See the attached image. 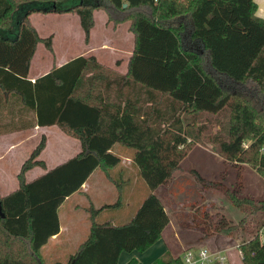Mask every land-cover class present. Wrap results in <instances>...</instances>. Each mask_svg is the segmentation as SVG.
Returning a JSON list of instances; mask_svg holds the SVG:
<instances>
[{"label": "trees", "instance_id": "obj_1", "mask_svg": "<svg viewBox=\"0 0 264 264\" xmlns=\"http://www.w3.org/2000/svg\"><path fill=\"white\" fill-rule=\"evenodd\" d=\"M28 4L39 6L17 17ZM98 10L115 26L131 23L127 75L91 56L29 80L37 45H53L30 16L75 13L88 42ZM256 13L255 0H0V93L9 107L21 104L7 132L58 126L82 145L76 157L26 182L31 169H46L42 136L18 175L19 189L0 196V264H47L41 252L60 233V208L95 170L109 173L121 164L116 144L134 151L150 192L122 226L98 221L111 206L90 208V236L68 264H119L123 252L144 253L161 240L171 218L157 192L195 145L264 174V19ZM211 127L217 131L204 136ZM192 173L208 189L224 187L244 215L238 223L219 219L201 239L243 231L249 236L239 245L242 264H264V200ZM211 215L199 223L209 226ZM156 264H182V257L167 253Z\"/></svg>", "mask_w": 264, "mask_h": 264}, {"label": "crops", "instance_id": "obj_2", "mask_svg": "<svg viewBox=\"0 0 264 264\" xmlns=\"http://www.w3.org/2000/svg\"><path fill=\"white\" fill-rule=\"evenodd\" d=\"M255 2L257 4L256 15L264 19V0H255ZM101 13H104L102 14L103 23L102 26L98 28L97 16ZM71 14L76 15L79 21V27H76V33L78 34V38L80 37V43H82L79 52H73V55L68 54L66 56L65 53L61 52V50H58L57 48L56 40L58 35L56 33L51 34L50 36H53L52 51L48 50L44 43H39L37 45L36 51L31 60L29 80L34 82L37 78L51 72L55 67H62L78 57L89 58L91 56H94L98 63L105 68H108L122 76L127 75L130 59L135 48V37L130 31L131 23L125 22L115 26L113 22L109 21L108 15L105 11H95V25L90 32V38L87 42L85 32L80 25L78 15L75 13ZM33 15L34 14L30 16L32 26L37 30L40 38L46 39L47 37H42L39 28L33 23ZM125 28L127 29L125 30ZM119 33H122L123 37H121L120 40H117ZM125 37L130 39V45L128 46L126 45ZM19 108H21V104L16 103L9 107L5 96L0 93L1 197H5L19 189L20 184L18 175L23 164L29 159L33 151L39 145L42 136L46 137V147L42 151L39 159L45 162L46 169L39 166L31 169L26 173V182H31L43 176L48 171L64 164L82 152L81 142L78 139L67 135L58 126H37L35 128H29L21 131L7 132L10 131L8 128L13 125L11 123L12 119H14L15 112ZM48 130H55L57 132V138L56 141H54L55 144L53 153L50 156L47 155L49 154L51 148L50 137L47 133ZM192 151H202L207 153L212 158L223 161V163H225V167H227V162L223 158L218 157V155L217 158L214 157V154L208 149L196 147ZM112 152L121 158V164L109 171V173L101 168L95 170L87 182L82 186V189L78 193L67 198L65 203L60 208V233L52 237L48 244L42 248L41 252L43 259L46 257V260L50 261L51 264L60 263L59 261L62 260H65L66 264H68L71 257L78 251L81 245L88 240L92 226L89 213L90 208L94 207L96 209H100L105 206H111L101 212L98 221L102 223L111 222L116 226H122L128 224L133 219L145 198L148 196L150 192L149 188L144 179L141 177L140 170L133 161L135 154L134 151L121 144H116ZM193 169L206 178L198 169L194 167ZM225 179L223 178L221 181L225 182ZM65 205L66 216L64 218L65 225H63L61 212ZM166 231L167 229L164 231L161 240L149 249L151 250L154 247L157 248L153 251V263H157V261H159L167 253H171L173 256H178L176 252H178L180 246L177 241L170 243L167 238L168 235ZM196 234L197 237H194L195 239L193 238L191 246L187 249L199 247L195 244L197 243L196 241L202 240V237L200 235L198 236V233ZM222 236L223 235L212 236V238L216 241L218 240L217 242L219 245L221 240L219 237ZM175 237L176 239L179 238L178 235L174 236V238ZM214 247L216 249L207 248L212 251L226 250L219 249L220 246L217 245H214ZM136 252L137 251L131 253L123 252L120 255L119 264H126L134 258L138 260L139 264H142L141 257H138V255L134 256L137 254ZM125 256H127V260H125ZM122 258L125 261L124 263H121ZM231 262L234 264L232 259ZM144 264H147V262H144Z\"/></svg>", "mask_w": 264, "mask_h": 264}, {"label": "rangeland", "instance_id": "obj_3", "mask_svg": "<svg viewBox=\"0 0 264 264\" xmlns=\"http://www.w3.org/2000/svg\"><path fill=\"white\" fill-rule=\"evenodd\" d=\"M67 5H70V2L67 1L61 4L63 7H66ZM37 6L39 5L28 4L20 6L16 12V16L21 17L27 10ZM102 14L104 13L98 14L97 16L98 28H100L103 23ZM33 23L39 28L42 37H49L51 34L56 33L58 35L56 40L57 48L65 53L66 56L68 54L73 55V52H79L82 43H80V37L78 38V34L76 33V27H79V21L76 15L71 13H35L33 15ZM126 29L127 28H125V30ZM121 37H123V34L119 33L118 39H116L120 40ZM125 39L126 45H130V39L127 37H125ZM216 131V127H211L204 136H207L208 133H215ZM47 133L51 142L50 152L47 155L50 156L53 153L57 132L55 130H48ZM196 147L210 150L214 154L213 156L217 158L218 154L212 151L211 147L195 145L192 150ZM191 151L181 163V167L183 168L175 172L170 182L161 187L157 192V195L162 198L171 218V223L168 226L166 233L170 243L177 241L180 246L178 252H176L178 256H183L186 249L191 246L193 238L197 237L196 233H198V236L200 235L203 237L202 233H205V231L207 232V228L211 226L215 227L219 219H225L227 221L233 220V222L238 223L244 216L242 212L234 207L228 200L222 190L224 187L208 189L198 183L192 173L194 170L193 167L198 169L206 178H208V180L213 179L211 181L223 182L221 179L226 178L224 180L225 182H223L226 187L229 186L231 189L234 187H240L245 194H250L257 200H264V174L258 173L249 165L236 166L228 161H226L227 167H225L223 161L214 159L207 153L202 151ZM218 157L220 156L218 155ZM205 212L212 214L211 220L213 221H210V224H208L209 226L199 223L202 214ZM65 216L66 205L61 212L63 225H65ZM176 235L179 236V238L177 237L178 239H176V237L174 238ZM248 236L249 235L245 232L240 231L233 236L219 237V239H221L219 245L217 242L218 240L216 241L212 237H206L200 241H196L197 243L195 245L199 247L205 246L211 249L215 248L214 245L220 246L219 249H226L229 251L234 264H242L240 259L241 256L239 255V253L241 254L239 245L243 239ZM262 237L264 238V229L262 230ZM155 249L157 248L154 247L144 253L136 252L137 254L134 256L138 255V257H141L142 264H144V262H147V264H156L155 262H152L154 259L153 251ZM126 257L127 256H125V260H127ZM44 260L47 264H51L50 261L46 260V257ZM59 262L61 264H66L65 260ZM124 262L125 261L122 258L121 263Z\"/></svg>", "mask_w": 264, "mask_h": 264}, {"label": "built area", "instance_id": "obj_4", "mask_svg": "<svg viewBox=\"0 0 264 264\" xmlns=\"http://www.w3.org/2000/svg\"><path fill=\"white\" fill-rule=\"evenodd\" d=\"M181 257L182 264H232L228 250L212 251L207 247L187 249Z\"/></svg>", "mask_w": 264, "mask_h": 264}]
</instances>
